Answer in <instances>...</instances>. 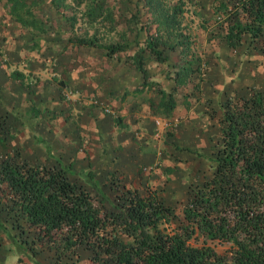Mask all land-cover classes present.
Instances as JSON below:
<instances>
[{"label":"trees","instance_id":"16d2710c","mask_svg":"<svg viewBox=\"0 0 264 264\" xmlns=\"http://www.w3.org/2000/svg\"><path fill=\"white\" fill-rule=\"evenodd\" d=\"M7 1L11 15L25 27L45 32L51 26V19L38 20L33 12V7L40 4L54 9L70 28L74 26L75 19L61 11L68 0ZM69 1L77 7L85 6L89 22L106 21L110 30L119 23L107 0ZM166 1L169 0H145V10L158 13V17L154 31L153 21L141 23L145 31L142 45L129 58L144 78L132 91H124V96L137 98L146 87L144 84L154 86L146 79L143 68L149 55L162 63L169 57L164 49L174 51L180 45L188 46L186 35L180 40L173 36L177 35L174 30L179 28L184 12L180 0L167 8ZM214 8L211 31L218 29L230 48L240 50L264 39V0H220ZM22 10L24 14L20 13ZM129 15L132 19L129 17L126 22H134L136 14ZM171 36L175 41L168 44ZM68 41L78 48L84 44L76 38ZM129 44L112 43L106 47L105 55L110 58L125 52L130 49ZM180 52L185 53L184 49ZM191 71L190 66L182 67L175 84L185 82ZM10 77L22 80L23 74L16 70ZM157 87L155 93L160 101L149 105L158 106L153 111L162 107L167 118L175 104L171 93ZM98 101L93 99L94 104ZM102 108L103 115L111 114L105 103ZM9 112L12 109H7L6 114ZM115 113L114 123L123 128L124 117ZM7 116L4 119L0 115V203L18 210L33 231L37 246L54 247L59 254L78 253L80 248L88 253L91 264H264V89L251 87L222 102L211 162L197 169L196 178H200L189 186L188 197L177 210L165 201L160 190L150 186L142 193L138 187L117 181L114 173L109 175L113 176L110 188L115 196L113 204L107 206L103 196L70 180V167L57 164L49 156L45 163L29 162L21 154L22 147L10 146L16 127L12 121L7 123ZM163 223L169 229L161 228ZM4 233L12 239L9 243L13 245L15 264H20L22 256L15 252L13 242L28 258L27 241L9 231ZM193 238L200 239V243L192 244ZM213 244L226 248L218 252Z\"/></svg>","mask_w":264,"mask_h":264},{"label":"rangeland","instance_id":"374dc122","mask_svg":"<svg viewBox=\"0 0 264 264\" xmlns=\"http://www.w3.org/2000/svg\"><path fill=\"white\" fill-rule=\"evenodd\" d=\"M178 1H166L165 7L177 4ZM219 1L180 0L184 12L180 17L179 28L174 30L177 35L173 36L180 40L186 35L188 46L183 48L180 45L174 51L164 49L169 57L162 63L149 55L143 68L147 71L146 79L154 86L144 84L146 87L143 92L137 98H132L131 94L124 96V91H132L142 83L144 77L129 57L135 53L138 45H142L145 31L141 23L149 24L153 21L151 31H154L155 19L158 17V13L151 14L145 10L148 7L144 4L145 0H107L119 20L112 30L106 21L89 22L85 6L77 7L69 0L65 7H61V11L75 19L72 28L54 9L45 8L44 4L34 6L33 12H36L38 20L46 17L51 19L48 22L51 26L45 32L21 25L11 15L8 1L0 0L1 117L6 119V111L11 107L15 108L22 120L26 118L22 112L26 110L31 119L34 118L33 114L45 111L41 118H47L37 130L42 127L41 135L48 138L53 130L59 134L65 125L78 130L81 122L87 124L88 118L82 116L83 111L96 108L97 115H101L103 103L112 114L115 111L113 99L122 98V110L129 114L128 102L149 96L158 98L155 92L159 89L157 86H160L166 93H171V101L175 104L167 116V126L157 138H153L152 146L159 143L162 153L157 157L147 156L145 161L148 164L143 170L138 171L133 162L128 163V168L117 171L114 178L127 186L138 187L142 193L150 186L160 190L165 201L177 210L186 201L189 186L200 178H196L197 169L211 162L213 145L219 135L218 119L222 102L227 96L243 93L251 87L264 89V39L240 50L227 46L218 29L211 31L214 7ZM20 13L24 14V10ZM129 13L136 14L134 22H126ZM173 36L167 40L168 44L175 41ZM73 38L83 40V46L78 48L68 41ZM164 38L167 39L165 35ZM126 41L130 43L129 50L110 58L105 55L108 45L124 44ZM182 49L184 55L180 52ZM189 66L192 71L185 82L176 85L174 79L178 77V71ZM16 70L23 74L22 80L10 77V73ZM75 89L77 93L71 92ZM94 98L99 99L97 104L93 103ZM122 110L120 112L125 113ZM144 111L147 112L146 109ZM19 130L16 127V132H13L15 138L10 141V146H19V142L26 144L27 139H31L32 132ZM40 138L36 136V139L42 141ZM136 142L143 144L140 138ZM80 145L83 148L82 143ZM46 151L48 154L49 151ZM87 151L90 153L92 150L87 148ZM43 152V146L24 145L21 154L29 162L45 163V159H49ZM73 152L69 150L66 153L69 159L76 156ZM80 170L93 179L83 177ZM103 172L96 177L97 174L90 169L71 168L69 175L71 181L85 186L98 197L103 196L107 206H111L115 196L114 189L110 188L113 176ZM0 227L27 241L30 261L17 242H13L15 252L22 256L20 264H91L87 258L88 253L80 248L76 250L78 253L59 254L54 247L37 246V242L32 239L33 231L27 227L23 216L5 202L0 203ZM161 228L169 229L165 223L161 224ZM4 231L0 230V264H15L16 256L12 255L11 248L13 245L9 243L12 239ZM191 243L198 244L200 239L196 241L193 238ZM31 246L34 248L30 249ZM213 246L218 252L226 248L218 244Z\"/></svg>","mask_w":264,"mask_h":264},{"label":"crops","instance_id":"0c3cea01","mask_svg":"<svg viewBox=\"0 0 264 264\" xmlns=\"http://www.w3.org/2000/svg\"><path fill=\"white\" fill-rule=\"evenodd\" d=\"M77 91L75 89L71 92L77 93ZM121 99H113V102L117 107L114 111L116 112L115 114L124 117L123 128L114 123V112L112 114L109 113L110 115L107 116L103 114L97 115L96 108H92L88 112L87 110L83 111L82 116H87L88 118L87 124L81 122L78 130L77 128L74 129V127L71 128L68 127L69 125H65L58 132L59 134L53 130V133L48 138L41 135L40 131L42 127L40 130H37L42 121L47 118V116H44V120L41 118L45 114V111L33 114L34 118L31 119L30 114L26 110L22 112L26 118L22 120L18 112L15 111V108L11 107L9 110L12 109V112L7 113V123L11 124L12 121L14 127H17L18 130L23 129L24 132H32L33 135H31V139H27L26 144L19 142L20 147L23 148L24 145L43 146V150L45 151L43 153L54 159L59 165L76 169L87 168L95 173L101 169L99 173H96V177H99L103 170V174H118L117 171L120 169L125 170L128 168V163L132 162L137 169L143 170L145 165L148 164L145 161L147 156L152 155L153 157H157L162 153L159 143L153 146L152 144L153 138H157L156 136L167 126V118L162 109L153 111L152 108L158 106L151 108L149 107V103H147V101L152 99L154 100L152 101L153 103L159 102V97L149 96L147 98H139L136 102L134 100L128 102L129 106L126 105V107L128 106L127 110L130 112L129 114L126 113V110H122L124 103L121 102ZM121 110L125 111V113H121ZM36 136L42 137V141L36 139ZM137 138L141 139L142 145L136 142ZM81 143L83 148L80 145ZM87 148H90L92 151L89 153ZM46 149L49 151V155ZM69 150H73V154H76V156L69 159L66 154ZM63 151L66 152L62 153ZM59 153L62 156H58ZM91 153L92 155H90ZM148 168H151V166H148ZM80 172L83 177L93 179L89 174L86 176L84 171L80 170Z\"/></svg>","mask_w":264,"mask_h":264}]
</instances>
